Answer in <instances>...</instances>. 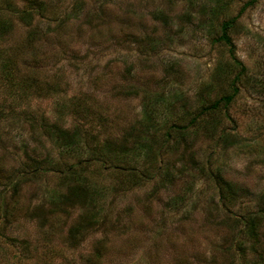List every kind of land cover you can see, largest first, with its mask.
Instances as JSON below:
<instances>
[{
  "label": "rangeland",
  "instance_id": "rangeland-1",
  "mask_svg": "<svg viewBox=\"0 0 264 264\" xmlns=\"http://www.w3.org/2000/svg\"><path fill=\"white\" fill-rule=\"evenodd\" d=\"M249 1L0 0V264H264Z\"/></svg>",
  "mask_w": 264,
  "mask_h": 264
},
{
  "label": "trees",
  "instance_id": "trees-1",
  "mask_svg": "<svg viewBox=\"0 0 264 264\" xmlns=\"http://www.w3.org/2000/svg\"><path fill=\"white\" fill-rule=\"evenodd\" d=\"M256 0H251V1H249L248 3H246L244 6H243V8H242V10L244 9V8H246L247 6H249V5H252L254 2H255ZM236 18H238L237 16L236 17H233V18H231V19H227V20H225V21H223L222 23H221V25H220V35L216 38V39H214V41L215 42H220V43H224L225 45H227L228 46V48H229V52H230V55H231V58H232V60H233V62L234 63H236L239 67H240V69L243 71V66L241 65V63L240 62H238V60L233 56V43H232V41H231V38H230V36H229V29H230V27L232 26V24L235 22V20H236ZM7 31L3 28L2 30L0 29V38H1V36H2V34H5ZM240 74H238V75H236L234 78H233V80H232V82H231V85H230V92L228 93V94H226V95H224V96H221L220 98H218L217 100H215L214 102H212L211 104H209V105H207V106H205V107H203L202 108V110H201V114H203V113H205V112H208V111H214V110H217L218 109V107L220 106V105H222V106H228L231 102H232V100L234 99V97L236 96V94L238 93V87L236 86V83L239 81V79H240ZM195 121V119L193 118L192 119V123L190 122L189 124L190 125H192L193 124V122ZM172 128L173 127H175V129H180L181 127H179V126H177V125H173V126H171ZM168 135V134H167ZM59 140H58V144L61 146V147H64V148H70L71 149V147L72 146H74V143H73V140H71V139H68V138H65V139H61L60 138V136H59V138H58ZM252 227V230H254L253 229V226H251Z\"/></svg>",
  "mask_w": 264,
  "mask_h": 264
}]
</instances>
